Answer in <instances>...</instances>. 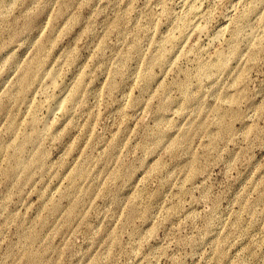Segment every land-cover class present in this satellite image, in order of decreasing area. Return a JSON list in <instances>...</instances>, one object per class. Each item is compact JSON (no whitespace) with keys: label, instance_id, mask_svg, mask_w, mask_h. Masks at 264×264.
Here are the masks:
<instances>
[{"label":"rangeland","instance_id":"obj_1","mask_svg":"<svg viewBox=\"0 0 264 264\" xmlns=\"http://www.w3.org/2000/svg\"><path fill=\"white\" fill-rule=\"evenodd\" d=\"M0 102V264H264V0H0ZM30 107L43 164L4 182Z\"/></svg>","mask_w":264,"mask_h":264},{"label":"bare ground","instance_id":"obj_2","mask_svg":"<svg viewBox=\"0 0 264 264\" xmlns=\"http://www.w3.org/2000/svg\"><path fill=\"white\" fill-rule=\"evenodd\" d=\"M187 27H188V25L185 23L182 25V28L180 29V32H179L180 36H177V37H180V40L184 39V32H185ZM193 27L191 25L187 31L193 29ZM247 27H248L247 23H241L236 28V32L245 30ZM187 31H186V33H187ZM172 36L171 35L164 36L161 39V44L159 45V47L157 49L158 53L148 60V62H147V74L143 77V85L144 86L146 84H149L150 80L153 79V77L150 73V69L155 65L164 64L165 61L170 56L171 52L173 51V48L176 46L175 41H174L175 38L173 39ZM228 43H229L228 44V46H229L228 51H221L225 48V46H226L225 45L223 49H219L220 51L216 52L214 59L209 60V61H205V62H200V64L197 66V69H196V75L199 78L211 79L213 77V75L217 72L219 66H223L225 64L228 56L231 55L235 51L234 48L231 46V44L233 43V40H230ZM48 44H51V41H49L48 39H45L44 41L39 43V50L42 52L41 54H48L47 53ZM168 45H170V46H168ZM134 48H136V47H134ZM43 64H44V61L41 58V56L35 57L32 60V62L30 63V65L27 67L25 73L23 75L21 74L22 76L20 77L19 82H20L21 87L23 89L22 95H24L26 88L30 84L31 85L29 87V90L32 89L33 86L40 84L45 78H49V81L55 82V80H53V76H54L53 70L48 71L45 67H43ZM49 83L51 84V82H49ZM188 83L189 82L187 80V82L184 84V86H187ZM77 87L78 86L76 85L73 88V90L70 93V95L68 96L67 100H65L64 98H61V97H60V99H58V98L55 99L56 108H60V109L64 110V108L66 107V103H69V102L71 103L73 100H75L76 92L78 91ZM185 90H186V88H185ZM24 98H25V96L22 99H24ZM3 109H5L4 105L2 102H0V112L3 111ZM30 109H31V107H30ZM35 110H36L35 107L31 109L30 118L28 121H26V124H25L26 128H27V126H29L31 129L32 128L33 129L31 130V133H28V134L23 133L21 140L19 141V143H17V145L15 147L16 149L14 150V152L12 154V157H13L12 168L9 171L3 172L4 182L12 180L16 183H20L22 181V179H28L29 169H30L31 165L43 164L42 163L43 151H42L41 147H38L37 149L33 150L32 156H31L29 161L24 160V152L26 149V144L27 143L28 144L37 143L39 137H41V130L35 129V127L41 121L39 118L36 117V113L34 112ZM12 120H15V119H11V122L9 123V128H12V129L18 128L19 124H18L17 119L15 120L16 122L15 121L12 122ZM44 130L47 131L49 129H48V127H47V129L43 128L42 134H43ZM155 141H156V144L159 146V144L161 143V134H158L156 136ZM37 146H39V145H34V147H37ZM81 174H82L81 168H77L74 172L75 176H77V175L81 176ZM55 208H56V205L54 204L53 209H55ZM71 211H73V209ZM71 211L68 212L66 219H68L70 217ZM22 237H23V241L26 244H28L32 240L33 234L29 233V232H25V233H23ZM11 252L9 251L8 255H10ZM1 264H6V262H3Z\"/></svg>","mask_w":264,"mask_h":264}]
</instances>
